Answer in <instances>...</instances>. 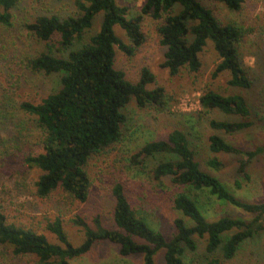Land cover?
<instances>
[{"label": "trees", "instance_id": "1", "mask_svg": "<svg viewBox=\"0 0 264 264\" xmlns=\"http://www.w3.org/2000/svg\"><path fill=\"white\" fill-rule=\"evenodd\" d=\"M210 1L237 12L248 0ZM19 2L0 0L2 31L13 28L12 11ZM73 4L74 15L64 18L56 14L37 15L22 25L39 46L23 57L25 69L44 77L55 75L59 80L46 97L38 102L23 101L18 108L32 117L39 133L35 146L40 152H30L22 158L24 166L40 173L34 183L36 196L46 199L60 192L84 203L91 186L88 162L124 140L127 116L122 110L130 101L134 99L139 108L156 113L172 110L173 100L162 87L147 89L155 82L148 68L141 69L138 82L133 84L126 80L123 71L113 67L115 48L132 57L146 42L141 28L145 16L157 23L159 44L165 48L161 67L170 77L182 71L197 74L202 66L200 54L207 41L218 57L211 74L213 79L226 72L228 87L250 91L256 77L244 65L240 54L246 31L233 22H221L201 0H145L139 13L133 16L117 0H74ZM99 14L101 25L93 33V21ZM115 27L123 32L127 42L116 36ZM263 93L261 87L259 103H251L243 94L224 96L205 88L198 98L200 112L216 110L237 119L211 120L209 125L213 130L225 134L242 132L259 125L255 116L264 114ZM8 97L0 98V124L9 120V110L13 107ZM4 142L0 139V147L7 151L9 147ZM17 143L11 142L13 146ZM208 144L212 153L238 156L237 173L245 178H248L246 168L251 159L264 152L263 146L243 151L218 135H211ZM151 158L157 161L149 173L152 180L162 183L167 179L178 191L172 208L182 218L174 219L175 233L170 239L151 227L145 216L132 206L123 185L116 182L111 188V229L102 226L99 216L93 218L92 228L75 215L70 222L83 234L82 242L75 246L67 236L62 219L56 217L46 226L56 240L53 243L43 233L10 222L5 212L0 211V250L10 249L17 259L32 257L35 264H71L72 260L90 252L95 243L108 242L118 246L120 256L141 254L142 264H155L154 257L161 250L163 264H189L185 262V251L196 252V237L205 240L203 264H228L244 244L264 231V201L240 200L217 177L204 171L182 131L173 129L165 139L145 143L130 161L143 170L145 161ZM207 165L214 169L221 166L216 159L209 160ZM214 202L237 208L251 218L246 221L224 216L207 220L206 205Z\"/></svg>", "mask_w": 264, "mask_h": 264}, {"label": "rangeland", "instance_id": "2", "mask_svg": "<svg viewBox=\"0 0 264 264\" xmlns=\"http://www.w3.org/2000/svg\"><path fill=\"white\" fill-rule=\"evenodd\" d=\"M120 6H127L130 16L137 15L145 0H117ZM74 0H20L13 13L14 26L10 30L0 29V98L9 96L13 107H10L9 120L0 124V139L9 147L3 151L0 147V211L5 212L8 220L16 225L43 233L50 242L55 238L46 229L49 222L56 217L63 221L64 229L73 245L82 242V231L72 225L70 219L78 215L90 227H94L93 218L100 217L102 226L111 229L113 198L111 188L114 183H121L132 206L138 213L145 216L155 230L161 232L166 239L175 233L173 221L182 218L179 212L172 208V200L178 192L167 179L162 183L155 182L149 176L150 170L157 162L154 159L145 161V168L131 163V156L145 143L165 139L173 129L182 131L188 138L190 146L195 151V158L201 168L217 177L233 194L246 202L264 201V152L255 156L246 168L248 178L237 173L239 157L232 154L212 153L209 150L208 138L218 135L231 145L243 150H254L257 146L264 147V114L256 115L258 126L245 131L225 134L213 130L211 120L231 122L235 117L226 116L216 110L201 113L198 104L202 90H211L227 96L243 94L251 103L258 102V92L264 91V0H248L240 11H229L219 2L201 0L210 8L223 23L233 22L246 35L240 45V54L244 65L256 77L252 90H240L227 86L229 74L224 72L217 78L211 74L218 64V57L212 44L207 41L200 54L201 69L197 74L182 71L175 77H170L168 71L161 67L165 48L159 44L156 33L157 23L149 17H144L141 28L146 36V42L132 57H127L115 48L113 67L123 71L126 80L137 83L140 71L148 68L155 76V82L147 89L160 86L173 100L171 112L156 113L151 109L139 108L134 99L122 110L127 116L126 134L124 140L109 152L93 157L87 165V173L91 181L87 201L79 203L70 197L57 192L46 199L36 196L34 183L39 171L29 169L22 164V158L30 152L38 153L35 146L39 133L32 117L25 115L18 104L23 101L38 102L46 97L58 85L59 78L55 75L44 77L30 73L22 64V59L39 46L22 28L24 23L31 22L37 15L56 14L61 18L74 15ZM102 15L93 21V33L101 25ZM116 36L124 42L127 39L123 32L114 28ZM92 34V33H90ZM264 107V93L262 96ZM174 103V105H173ZM264 111V108H263ZM262 111V112H263ZM14 138L12 140H9ZM18 142L14 146L11 142ZM211 159H216L221 166L214 169L207 165ZM143 164V165H144ZM239 185V186H238ZM208 207V208H207ZM204 211L207 220H215L228 216L250 220V216L230 205L214 202L206 205ZM189 220L187 221V223ZM112 224V225H111ZM197 244L193 254L185 251L186 263L203 264L205 240L195 237ZM163 251L155 257V264H163ZM141 254L127 257L120 256L118 246L108 242L95 243L90 252L72 260L71 264H142ZM32 257L15 258L10 249L0 250V264H35ZM228 264H264V231L248 241Z\"/></svg>", "mask_w": 264, "mask_h": 264}, {"label": "built area", "instance_id": "3", "mask_svg": "<svg viewBox=\"0 0 264 264\" xmlns=\"http://www.w3.org/2000/svg\"><path fill=\"white\" fill-rule=\"evenodd\" d=\"M198 104H199V101H198Z\"/></svg>", "mask_w": 264, "mask_h": 264}]
</instances>
